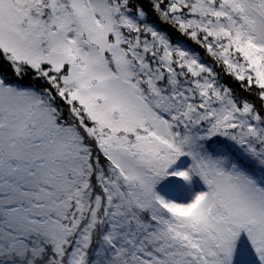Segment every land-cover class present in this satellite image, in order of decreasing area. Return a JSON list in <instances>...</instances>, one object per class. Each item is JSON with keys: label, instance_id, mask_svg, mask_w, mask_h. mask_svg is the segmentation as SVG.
<instances>
[{"label": "snow or ice", "instance_id": "obj_1", "mask_svg": "<svg viewBox=\"0 0 264 264\" xmlns=\"http://www.w3.org/2000/svg\"><path fill=\"white\" fill-rule=\"evenodd\" d=\"M0 264H264V0H0Z\"/></svg>", "mask_w": 264, "mask_h": 264}]
</instances>
